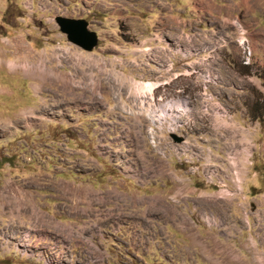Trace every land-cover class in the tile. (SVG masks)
Here are the masks:
<instances>
[{
    "label": "rangeland",
    "instance_id": "rangeland-1",
    "mask_svg": "<svg viewBox=\"0 0 264 264\" xmlns=\"http://www.w3.org/2000/svg\"><path fill=\"white\" fill-rule=\"evenodd\" d=\"M0 191V264H264V0H0Z\"/></svg>",
    "mask_w": 264,
    "mask_h": 264
},
{
    "label": "water",
    "instance_id": "water-1",
    "mask_svg": "<svg viewBox=\"0 0 264 264\" xmlns=\"http://www.w3.org/2000/svg\"><path fill=\"white\" fill-rule=\"evenodd\" d=\"M60 32L66 36V39L71 44L79 47L80 49L90 52L98 42L97 35L94 31L88 29V23L83 19H72L62 16H57L54 19ZM175 143L184 141L182 137L171 135Z\"/></svg>",
    "mask_w": 264,
    "mask_h": 264
},
{
    "label": "bare ground",
    "instance_id": "bare-ground-1",
    "mask_svg": "<svg viewBox=\"0 0 264 264\" xmlns=\"http://www.w3.org/2000/svg\"><path fill=\"white\" fill-rule=\"evenodd\" d=\"M243 40H245V38H243ZM241 41L242 43H244V41ZM248 50H249V48H248ZM247 50V51H248ZM251 51V50H250ZM251 56V55H250ZM250 58V57H249ZM249 58H248V61L247 62H249ZM25 63V62H24ZM30 64V63H29ZM9 66L10 67H18L19 65L17 64V63H15V62H10L9 63ZM20 67V66H19ZM23 67V69L25 70V72L27 73V74H34V75H38L39 73L41 74V77H42V74H44V69H42V66L41 67H31V66H28V65H23L22 66ZM21 67V68H22ZM47 70V69H46ZM39 77V76H38ZM45 78V77H44ZM148 87H149V89H151L152 87H151V85H147ZM152 90V89H151ZM149 104V103H148ZM168 104V103H167ZM175 103L174 104H169V105H167V106H163V108H165L164 110H163V108H162V111H161V113L162 114H168V112L170 111V109H173V110H175ZM179 107V106H178ZM179 110L181 109V108H178ZM182 110V109H181ZM180 110V111H181ZM161 116V115H160ZM155 162H157V161H155ZM154 162V163H155ZM155 167V166H154ZM156 167H158V166H156ZM160 169V168H159ZM157 173V172H156ZM159 174V173H158ZM9 188V187H8ZM11 189V188H10ZM6 190V189H5ZM16 191V190H15ZM180 191V190H179ZM178 191V192H179ZM21 193H22V191H20ZM177 192V193H178ZM11 193V192H10ZM15 193V192H14ZM92 193V192H91ZM76 193L74 192V194L73 195H75ZM179 194V193H178ZM27 195V194H26ZM25 195V196H26ZM82 195H86V196H88V195H90V191H86V190H83V194ZM112 195V194H111ZM11 196V195H10ZM8 196V194H6V192H2V191H0V200H2V199H6L8 202H11L12 204H14L15 206H16V208L18 209V210H21V211H25L26 213H32L36 218H38V224L39 225H36V224H34V225H36L35 227H42V228H44V226L46 225L45 224V222H47V219L45 220L42 216H38L37 215V213H36V211H35V209H34V207L33 206H31V205H29V211L27 212V210H28V207H23L28 201H30V200H28L27 198H25V196H23V197H16V194L14 195V196ZM160 197V196H159ZM158 197V198H159ZM96 198V197H95ZM111 198V197H110ZM104 199V198H103ZM103 199H102V201H103ZM154 199V198H153ZM5 200V201H6ZM106 200V199H105ZM134 201H135V199H133ZM139 200V199H138ZM144 200V199H143ZM149 200H150V198H149ZM160 200V199H159ZM122 202H124V204H125V201L127 202V199H122L121 200ZM133 202V201H132ZM137 202V201H136ZM135 202V203H136ZM151 202V201H150ZM165 202V201H164ZM203 202V201H202ZM1 203V202H0ZM105 203L107 204V202L105 201ZM128 203H130V202H128ZM138 203V202H137ZM160 203V202H159ZM162 203V202H161ZM218 203V202H217ZM8 204V203H7ZM28 204V203H27ZM109 204V203H108ZM134 204V203H133ZM132 204V205H133ZM165 204H166V202H165ZM176 204V203H175ZM10 205V204H9ZM104 205V204H103ZM216 205V204H215ZM7 206V205H6ZM11 206V205H10ZM28 206V205H27ZM124 206V205H123ZM137 206V205H136ZM169 206V205H168ZM22 207H23V209H22ZM126 207V206H125ZM131 207V206H130ZM155 207H156V204H155ZM164 207V206H163ZM174 207V206H173ZM36 208V207H35ZM127 208H129V207H127ZM151 208V207H150ZM159 208V207H158ZM161 208V207H160ZM11 209V208H10ZM14 209V208H13ZM17 209H16V211H17ZM112 209V208H111ZM164 209H165V207H164ZM175 209V208H174ZM173 208H172V210H174ZM110 210V209H109ZM15 211V212H16ZM93 211V210H92ZM123 211V210H122ZM137 211H139V213H140V210H137ZM177 211V210H176ZM94 212V211H93ZM166 212V211H165ZM132 213H134V212H132ZM136 213V212H135ZM20 214V213H19ZM42 214V213H41ZM30 216V215H29ZM174 216V215H173ZM171 218H173V217H171ZM180 218V217H179ZM174 220V219H173ZM33 221V220H32ZM35 221V220H34ZM51 221V220H50ZM178 221V220H177ZM49 222V221H48ZM35 223H37L36 221H35ZM52 224H53V222H52ZM49 225V224H48ZM13 226V225H12ZM9 228L8 229H10V230H12L13 228L12 227H10V226H8ZM48 227H51V226H48ZM15 228V227H14ZM48 229V228H47ZM54 229V228H53ZM73 233L74 232H68V234L69 235H73ZM75 234V233H74ZM79 234V233H78ZM61 254V253H60Z\"/></svg>",
    "mask_w": 264,
    "mask_h": 264
},
{
    "label": "crops",
    "instance_id": "crops-1",
    "mask_svg": "<svg viewBox=\"0 0 264 264\" xmlns=\"http://www.w3.org/2000/svg\"><path fill=\"white\" fill-rule=\"evenodd\" d=\"M15 185H16V183L15 182H13ZM17 186V185H16ZM18 187H20V186H18ZM117 191V190H116ZM118 192V191H117ZM120 193V192H119ZM120 194H122V193H120ZM122 195H126V194H122ZM95 193H90V195L89 196H85L86 197V199H87V202H88V200H89V203L92 205V206H94L95 204H94V202L95 201H97V199L95 198ZM128 196H130V195H128ZM73 197H76V196H73ZM81 197H83V196H81ZM77 198V197H76ZM78 198H80V196L78 197ZM166 201V200H165ZM116 203V202H115ZM167 203V202H166ZM143 207V206H142ZM68 209H70V210H74L73 209V207H68ZM140 209V208H139ZM145 209V208H144ZM3 210H4V208H3ZM94 210H97V209H94ZM141 210V209H140ZM5 211V210H4ZM40 211V210H39ZM10 212V211H9ZM42 214H43V212L42 211H40ZM96 214V213H95ZM19 215V214H18ZM143 218H141V220H142ZM136 221H139L138 219L136 220ZM60 227V226H59ZM65 227H69V226H65ZM67 231L68 230H71V232H74L73 231V229L71 228V227H69V228H67L66 229ZM82 231V229H81V227H80V229H79V232H81ZM88 231V230H87ZM87 231H85V232H87ZM60 232H65L64 230L63 231H60ZM75 232H77V231H75ZM84 232V231H83ZM227 263H229L230 264V262L229 261H227V262H225V261H223L222 262V264H227ZM218 264H221L220 262H218Z\"/></svg>",
    "mask_w": 264,
    "mask_h": 264
},
{
    "label": "flooded vegetation",
    "instance_id": "flooded-vegetation-1",
    "mask_svg": "<svg viewBox=\"0 0 264 264\" xmlns=\"http://www.w3.org/2000/svg\"><path fill=\"white\" fill-rule=\"evenodd\" d=\"M77 19H82V18H77Z\"/></svg>",
    "mask_w": 264,
    "mask_h": 264
}]
</instances>
